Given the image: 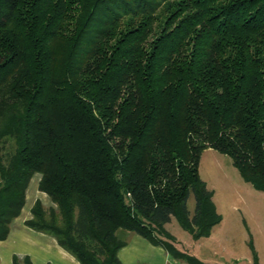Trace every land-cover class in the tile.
Masks as SVG:
<instances>
[{
  "label": "trees",
  "instance_id": "1",
  "mask_svg": "<svg viewBox=\"0 0 264 264\" xmlns=\"http://www.w3.org/2000/svg\"><path fill=\"white\" fill-rule=\"evenodd\" d=\"M207 147L264 192V0H0V240L37 173L25 225L79 264H119L118 228L203 264L163 225L219 222Z\"/></svg>",
  "mask_w": 264,
  "mask_h": 264
},
{
  "label": "rangeland",
  "instance_id": "2",
  "mask_svg": "<svg viewBox=\"0 0 264 264\" xmlns=\"http://www.w3.org/2000/svg\"><path fill=\"white\" fill-rule=\"evenodd\" d=\"M198 173L211 191V201L220 219L210 228L208 236L193 241L190 251L205 264H251L252 247L257 263L264 264V192L242 179L228 155L210 147L200 153ZM37 176L33 173L29 178L26 200L39 194L43 206H50L48 197L34 193L36 187H31ZM185 206L190 216L194 209L192 194ZM163 228L179 240L189 236L174 217Z\"/></svg>",
  "mask_w": 264,
  "mask_h": 264
},
{
  "label": "crops",
  "instance_id": "3",
  "mask_svg": "<svg viewBox=\"0 0 264 264\" xmlns=\"http://www.w3.org/2000/svg\"><path fill=\"white\" fill-rule=\"evenodd\" d=\"M31 187H36L34 193L45 195L37 190L36 184ZM26 190L19 215L12 219L6 237L0 240V264H12L13 257L19 263L22 258L27 257L30 264H79L68 251L57 244L52 235L25 225V220L30 218L29 210L34 200L39 198L41 201L39 194H35L32 200H26ZM114 234L118 240L122 241V245L116 251L119 264H191L171 256L162 246L154 245L134 232L118 228ZM170 235L173 240L169 242L177 251L192 256L200 262L190 251L196 239H192L190 234L182 240Z\"/></svg>",
  "mask_w": 264,
  "mask_h": 264
}]
</instances>
